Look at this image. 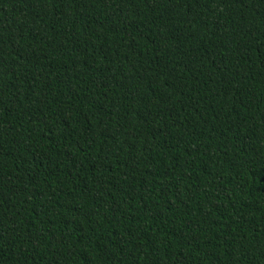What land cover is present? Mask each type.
<instances>
[{
	"label": "trees",
	"instance_id": "16d2710c",
	"mask_svg": "<svg viewBox=\"0 0 264 264\" xmlns=\"http://www.w3.org/2000/svg\"><path fill=\"white\" fill-rule=\"evenodd\" d=\"M0 264H264V0H0Z\"/></svg>",
	"mask_w": 264,
	"mask_h": 264
}]
</instances>
